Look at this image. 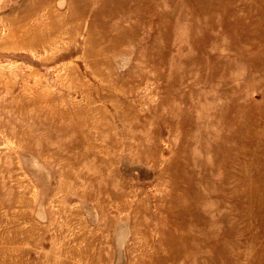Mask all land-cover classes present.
Here are the masks:
<instances>
[{
    "label": "rangeland",
    "instance_id": "rangeland-1",
    "mask_svg": "<svg viewBox=\"0 0 264 264\" xmlns=\"http://www.w3.org/2000/svg\"><path fill=\"white\" fill-rule=\"evenodd\" d=\"M68 1L0 86V264H264V0Z\"/></svg>",
    "mask_w": 264,
    "mask_h": 264
},
{
    "label": "bare ground",
    "instance_id": "bare-ground-1",
    "mask_svg": "<svg viewBox=\"0 0 264 264\" xmlns=\"http://www.w3.org/2000/svg\"><path fill=\"white\" fill-rule=\"evenodd\" d=\"M32 1L36 2L32 6L33 8L30 11L27 9V11H29V13L28 14L25 13V16L24 15L22 16V9H24L26 7V6L24 7V5H27L28 1L26 2V0H0V9L9 10L8 13L2 12V14H0V51H3V54H4V52L10 53L11 56L13 57V60H14V61L3 60V59L0 60V86L3 87V85H8L7 94L8 93L13 94L14 95L13 97L15 99L19 98V97L21 98L24 93H27L28 95L32 96L33 95L32 89H35V86L25 84L20 89L21 93L23 92V90H26L25 92H23V94H20V93L17 94V92L15 91L17 84L21 80H23V81L27 80L24 77V74L20 71V68L17 65V60L15 59V57L19 58V57H23L24 54H26V55L30 54L31 57L33 58V60H35L36 62H43V61L50 62L49 60L54 58V56L56 54L55 50L57 49L54 46V42L48 40L52 43L47 42V44L45 46L43 45V51L41 52L39 45L36 46L37 41L35 40V38H33V39L30 38L31 37L30 34H32L34 31H36V28L39 27L41 29V27L46 25L47 22H48V25H50L49 24L50 19L53 17L54 13H57V12H54L55 8H54L53 0H32ZM32 1L31 2L29 1L28 4L32 3ZM61 1H64V0H61ZM104 2H105V0H104ZM69 5L71 6V4H69ZM57 14H59V13H57ZM57 14H56V16H57ZM60 16H62V15H60ZM49 27H51V26H46V27L44 26L45 29L49 28ZM40 29H39V31H41ZM43 31H44V29L42 30V32ZM42 32H39V33H42ZM47 33H50V32H47ZM60 36H62V34H60ZM54 38L56 39V37H54ZM61 40H62V38H61ZM62 42H63V40H62ZM57 45H59V44H57ZM60 50H62V49H60ZM63 64H66V63L64 62ZM55 68H57V67H55ZM51 69H49V70H51ZM66 70H67V67H66ZM28 83H30V81H28ZM10 89H11V92H9ZM43 89H40V90H43ZM45 90H47V89H45ZM30 93H32V95ZM50 94L51 93L48 92L46 96H48ZM46 96H44V97L46 98ZM5 97H6V95H5ZM25 97H27V96H25ZM34 100H35V98H34ZM46 101H48V100H46Z\"/></svg>",
    "mask_w": 264,
    "mask_h": 264
}]
</instances>
